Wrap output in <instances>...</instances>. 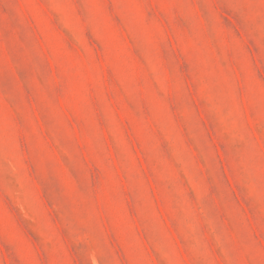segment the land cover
Masks as SVG:
<instances>
[{"label": "rangeland", "instance_id": "374dc122", "mask_svg": "<svg viewBox=\"0 0 264 264\" xmlns=\"http://www.w3.org/2000/svg\"><path fill=\"white\" fill-rule=\"evenodd\" d=\"M0 264H264V0H0Z\"/></svg>", "mask_w": 264, "mask_h": 264}]
</instances>
